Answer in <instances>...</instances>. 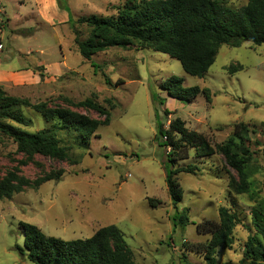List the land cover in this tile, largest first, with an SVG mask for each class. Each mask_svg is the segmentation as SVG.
<instances>
[{
	"label": "rangeland",
	"instance_id": "374dc122",
	"mask_svg": "<svg viewBox=\"0 0 264 264\" xmlns=\"http://www.w3.org/2000/svg\"><path fill=\"white\" fill-rule=\"evenodd\" d=\"M0 1V71L10 69L0 88L30 105L18 110L31 126L7 122L31 133L51 129L57 122H47L34 109L46 104L102 124L89 146L74 132L57 129L61 146L69 149L64 160L19 154L17 144L0 132V179L15 172L33 183L62 174L38 190L26 188L0 200V264H34L18 250L25 243L22 223L63 240L87 239L115 225L124 233L136 264H208L203 249L210 236L199 234L197 225L219 221L221 208L236 213L239 223L232 246L219 247L213 258L216 264L244 260L248 238L256 235L251 211L264 201V44L222 46L203 78L186 74L179 61L138 43L109 48L88 61L75 39L78 32L86 40L91 29L79 19L117 17L129 1L142 0ZM218 1L233 9L247 4ZM240 65L243 70L237 71ZM172 76L202 92L191 102L170 97L162 83ZM87 100L110 114L108 126L103 125L104 115L79 106ZM177 118L188 130L206 136L214 149L228 141L236 124L249 125L250 193L238 195L229 188L228 170L218 153L192 156L181 166L195 164L200 172L176 176L183 199L172 204L166 185L169 149L160 146L157 134L160 123L167 130ZM184 209L190 224L182 229L173 219Z\"/></svg>",
	"mask_w": 264,
	"mask_h": 264
},
{
	"label": "trees",
	"instance_id": "16d2710c",
	"mask_svg": "<svg viewBox=\"0 0 264 264\" xmlns=\"http://www.w3.org/2000/svg\"><path fill=\"white\" fill-rule=\"evenodd\" d=\"M78 22L91 29L86 40H81L76 32L75 44L85 60L89 61L112 47L127 49L138 43L179 61L186 74L198 78L208 73L222 46L238 48L244 43L264 44V0H247V4L238 9L227 7L218 0L129 1L118 10L117 17L90 16ZM240 70H243L241 65L237 71ZM106 83L110 85V79L106 78ZM162 88L170 97L184 102H191L202 92L199 87H184V80L177 76L163 82ZM25 105L30 106L0 88V132L17 144L19 154L66 159L69 149L61 146L57 129L74 132L83 146H89L92 137H98L96 132L102 125L99 121L60 108L52 110L46 104L34 109L47 122L56 121L53 128L31 133L8 123L31 126V121L18 110ZM79 106L104 115L103 125L110 124V114L93 101L87 100ZM164 114L169 115L170 111L165 110ZM251 133L249 125L236 124L228 141L214 149L206 136L188 130L179 118L172 121L167 130L160 123L157 138L161 140L160 146L169 149L166 185L172 204L177 206L183 199V190L176 176L200 172L195 164L181 166V162L192 156L200 159L218 153L228 170L229 188L238 195L250 193L251 182L246 166L251 161V153L246 143L250 142ZM61 176V173H54L31 183L10 172L0 179V200L11 199L26 188L38 190L49 181L60 180ZM149 202L154 206L152 200ZM251 215L256 235L248 238L244 260L239 264H264V201L253 207ZM173 222L185 229L190 224L188 209L175 216ZM238 223L236 213L221 208L219 221L206 220L197 225L199 234L210 236L203 249L208 264H216L213 254L219 247L232 246L233 231ZM22 228L24 249L18 250L34 264H136L124 233L115 225L100 228L90 238L76 240L48 236L28 223H22Z\"/></svg>",
	"mask_w": 264,
	"mask_h": 264
},
{
	"label": "crops",
	"instance_id": "0c3cea01",
	"mask_svg": "<svg viewBox=\"0 0 264 264\" xmlns=\"http://www.w3.org/2000/svg\"><path fill=\"white\" fill-rule=\"evenodd\" d=\"M0 6H2V4H1V1H0ZM0 32H1V30H0ZM0 66H1V63H0ZM2 71V72H1ZM0 71V80L2 79V78H4L5 77V75H7L9 72H10V69H4V70H1ZM30 70H28V69H26L25 70V72H29Z\"/></svg>",
	"mask_w": 264,
	"mask_h": 264
}]
</instances>
